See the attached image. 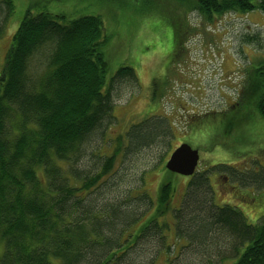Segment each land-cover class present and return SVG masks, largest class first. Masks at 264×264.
<instances>
[{
  "label": "trees",
  "instance_id": "trees-1",
  "mask_svg": "<svg viewBox=\"0 0 264 264\" xmlns=\"http://www.w3.org/2000/svg\"><path fill=\"white\" fill-rule=\"evenodd\" d=\"M176 1L210 23L228 13H264V0ZM14 5L0 1V36ZM107 42L100 16L69 20L32 9L13 36L0 72V264H174L190 246L198 255L214 251L217 264H264V218L253 225L237 208L215 204L209 171L191 177L179 208L172 209L177 176L168 170L155 201L137 197V205L146 204L138 212L126 207L127 192L100 200L110 190L114 156L100 172L78 166L88 144L114 118L115 85L137 81L129 66L107 78ZM256 66L263 68L264 60ZM262 68L234 110L224 113L234 114L231 123L223 119L226 124L239 118L250 93L264 118ZM165 121L133 125L127 149L163 143L170 133ZM256 178L264 182V173Z\"/></svg>",
  "mask_w": 264,
  "mask_h": 264
},
{
  "label": "rangeland",
  "instance_id": "rangeland-1",
  "mask_svg": "<svg viewBox=\"0 0 264 264\" xmlns=\"http://www.w3.org/2000/svg\"><path fill=\"white\" fill-rule=\"evenodd\" d=\"M14 4L8 30L0 36V72L28 9L34 13L65 14L69 20L100 16L108 37L104 47L110 64L107 78L122 66L136 72V82L115 85L114 118L88 144L78 166L100 172L105 159L114 156L111 177H105L110 190L101 193V201L127 192L126 207L142 210L146 204L137 205V197L147 194L155 201L160 185L168 179L167 161L177 147L187 143L200 153L197 171H209L215 204L237 208L250 224L262 222L263 177L258 181L252 176L264 173V118L253 104L254 93L245 96L246 104L234 124L223 121L228 118L231 123L234 114L223 112L229 111L230 104H236L242 96L246 72L250 71L252 78L255 65L264 60L263 12L228 13L210 23L176 0H14ZM250 37L257 38L249 40ZM251 41L253 44L248 43ZM33 68L38 69L37 65ZM154 81L158 84L154 85ZM151 118L165 119L169 136L163 143L127 149L128 130ZM219 165H226L231 171L218 170ZM176 176L172 209L182 205L191 179ZM167 219L173 231L171 213ZM184 251L174 264L220 261L214 251L198 255L195 246Z\"/></svg>",
  "mask_w": 264,
  "mask_h": 264
},
{
  "label": "water",
  "instance_id": "water-1",
  "mask_svg": "<svg viewBox=\"0 0 264 264\" xmlns=\"http://www.w3.org/2000/svg\"><path fill=\"white\" fill-rule=\"evenodd\" d=\"M138 2L139 0H132ZM200 164V153L189 144L183 143L171 154L166 163V169L183 177H192Z\"/></svg>",
  "mask_w": 264,
  "mask_h": 264
},
{
  "label": "flooded vegetation",
  "instance_id": "flooded-vegetation-1",
  "mask_svg": "<svg viewBox=\"0 0 264 264\" xmlns=\"http://www.w3.org/2000/svg\"><path fill=\"white\" fill-rule=\"evenodd\" d=\"M257 59V58H256ZM255 59V60H256ZM260 68H262V67H257L256 68V72L260 69ZM249 71V70H248ZM250 74H251V72L249 71V72H246V77L244 78V85L245 84H248L249 82H250V79H251V77H250ZM260 80L262 79V93L264 94V70L262 69V71L260 72ZM237 104V103H236ZM236 104H230V110H232L233 111V109L235 108V105ZM229 110V111H230ZM229 111H224L223 113H225V112H229ZM200 160H201V158H200Z\"/></svg>",
  "mask_w": 264,
  "mask_h": 264
}]
</instances>
